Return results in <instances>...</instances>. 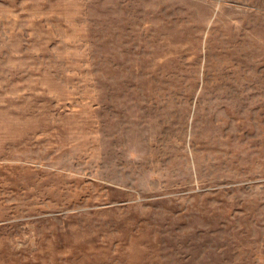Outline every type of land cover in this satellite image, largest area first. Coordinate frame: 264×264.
<instances>
[{"label":"rangeland","instance_id":"374dc122","mask_svg":"<svg viewBox=\"0 0 264 264\" xmlns=\"http://www.w3.org/2000/svg\"><path fill=\"white\" fill-rule=\"evenodd\" d=\"M0 264H264V0H0Z\"/></svg>","mask_w":264,"mask_h":264}]
</instances>
